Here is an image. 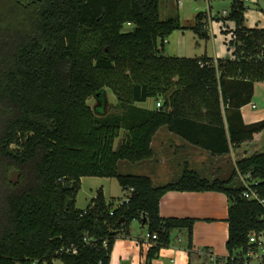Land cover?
Listing matches in <instances>:
<instances>
[{
	"label": "trees",
	"instance_id": "1",
	"mask_svg": "<svg viewBox=\"0 0 264 264\" xmlns=\"http://www.w3.org/2000/svg\"><path fill=\"white\" fill-rule=\"evenodd\" d=\"M162 1L0 0V45L9 51L0 98L17 108L0 128V264H111L115 238L130 235L135 220L158 236L144 264H154L174 230H187L192 249L195 220L160 215L169 191L225 193L229 257L217 262L251 264L248 254L259 247L250 238L264 234V205L243 196L245 185L232 188V180L211 181L186 168L177 181L154 187L148 176L119 172L120 161L153 156L151 142L163 126L213 155L264 130V120L245 124L240 112L254 84L264 82V28L244 25L243 0H230L233 57L217 60L165 54L166 40L186 28L178 17L161 18ZM204 19L200 13L192 29L208 39ZM106 90L120 112L106 114ZM93 97L102 104L97 111ZM155 97L164 98L158 110L131 107ZM229 106L236 120L230 139L223 115ZM124 107L132 111L131 125ZM125 127L127 137L115 149ZM237 166L258 181L252 187L264 200V153ZM83 177L117 179L130 201L116 207L123 197L107 202L99 191L78 209Z\"/></svg>",
	"mask_w": 264,
	"mask_h": 264
},
{
	"label": "crops",
	"instance_id": "2",
	"mask_svg": "<svg viewBox=\"0 0 264 264\" xmlns=\"http://www.w3.org/2000/svg\"><path fill=\"white\" fill-rule=\"evenodd\" d=\"M171 1L172 0L162 1L163 3H165L166 15L170 14V12H174L176 5L178 8L181 6L180 0H176L177 4H174ZM207 1L209 4H211V2H213L214 0ZM162 2L160 4V12L162 10ZM230 3L232 5V2ZM200 13H203L205 16L204 23L206 30V25L208 26L209 22L208 14L205 12ZM200 13L196 15V18ZM177 17L179 18V21H181L179 15H177ZM181 26L184 28H189L191 30H193L192 27H194V25L183 26L182 24ZM224 27H226L225 22L222 27L220 26V28L222 29V32L226 34V36L224 37V43L229 47L228 43L231 40L229 34L231 36L235 28L227 27V29L225 30L223 29ZM204 40H206V42H209L210 35L208 39ZM213 42V51L210 52L208 49V45L206 44L204 54L199 57L207 56L213 58L214 60L227 59L233 57V53L232 56H230L224 47L218 46L216 38ZM230 49L231 48H228V50ZM174 80L177 79L175 78ZM256 84L257 83L254 84V94L251 102L240 108V112L245 124H252L264 120V118L260 116H255L251 120L247 121V118L244 113L245 108L249 105L254 110L258 109V106L256 104H252L255 96ZM160 100L164 102L163 97L149 98L146 102L137 103L135 105H132L131 107L138 109L139 111H155L158 110L157 102ZM113 102L115 103V105L119 104L118 99ZM111 107L113 106L111 105ZM233 110L235 109L231 106H229L227 110L223 107L225 128L227 131L228 139H230L229 127L230 125L236 123L235 112ZM121 111H123V116L125 118L126 123L128 125H131L133 123L132 111H129L128 107H124ZM118 112H120V110ZM127 133L128 129L126 127L121 129L120 135L115 141V149H118L122 145V143L127 137ZM202 138L205 140L204 136H202ZM151 149L153 151V156L151 158L133 163L138 165L136 169L138 173H121L120 171L119 172L121 174L148 176L151 178L154 187H161L177 181L182 176L184 170L188 168L190 171H194L201 177L211 181L215 179L232 180L230 182V186L232 188H238L244 185V175L238 170L237 164L243 159L252 157L256 154L264 153V130L260 133L255 134L254 139L251 141L244 142L239 146H231V151L228 154L213 155L211 152L190 143L182 136L170 131L167 126H163L155 133L151 142ZM122 163L123 161H120L118 163L119 169ZM234 173H236V175L233 177ZM86 178L87 177H83L81 179L82 184L84 183V180ZM100 192L103 193L107 202L111 201L112 199L122 198L125 196V192L122 191V196H112V198L108 200L106 197L107 195L104 186L101 188ZM230 205L231 199L225 193L222 192H167L160 201V215L163 218L194 219L195 224L193 229V245L192 249H189L187 241L186 252L180 249H177V251L174 252V246H172L171 244V238V243L167 246H164L166 248L163 247L161 249L159 257L155 259L154 264H167V259L174 253H176L177 259L176 262L171 259L170 262L172 264H193V258H191L190 260L189 256H193L197 259H202L203 257L204 259L209 260L210 257L206 256L205 253H201V250L213 252V256L218 259H227L229 257V252L226 248V243L229 236V224L227 222V218ZM141 225L144 226V224ZM179 233L187 235V230H180ZM182 234H180V237L182 236ZM149 243L150 242H148V244ZM118 246V242H116L113 250L114 254L119 251ZM149 246L150 244L147 246L148 249ZM186 253H188L189 256H186ZM113 261L114 259L111 257V264H113ZM142 262L143 261L141 258L140 263Z\"/></svg>",
	"mask_w": 264,
	"mask_h": 264
},
{
	"label": "rangeland",
	"instance_id": "3",
	"mask_svg": "<svg viewBox=\"0 0 264 264\" xmlns=\"http://www.w3.org/2000/svg\"><path fill=\"white\" fill-rule=\"evenodd\" d=\"M181 6L178 8L176 5L175 11L170 12V14L166 15L165 3L162 2V10L161 16L162 19H166L167 17H177L179 15L181 21L180 23L183 26L186 25H196V15L200 12H205L208 14L209 22L208 26L206 25V30L210 35V41L206 42V40L201 39L195 31L186 28L184 30L175 31L171 37H169L165 43V54L169 56H177V57H189L195 58L204 54V49L206 44L208 45V49L210 52L213 51L214 40L217 39L218 46H222L227 50L230 56H232L233 49L228 50V47L224 43V37L226 34L222 32V27L224 22L226 23V27L223 29H227V27L235 28V21L229 18L231 13V1L230 0H214L211 4L208 3L207 0H180ZM174 4H177L176 0L171 1ZM211 5V6H209ZM245 22L244 25L248 28H264V0H249L245 4ZM211 7V8H210ZM224 11L227 12V15H224ZM33 20H30L32 24ZM232 38V35L230 36ZM169 42V43H168ZM8 49L3 45H0V53L3 54V59L8 56ZM0 61V76L4 75L6 70V59ZM256 91L252 104H256L258 109L254 110L249 105L245 108L244 113L247 118V121L251 120L255 116H260L264 118V82H257L255 85ZM105 105L104 110L106 113H115L119 111L116 107L117 104L113 101H116V96L110 91H105ZM152 100V99H151ZM89 104L91 107L97 111V108L102 104L95 97L89 100ZM111 105L113 107H111ZM17 113V108L11 104L8 100H2L0 98V128L5 120L13 117ZM98 116H102L97 112ZM1 130V129H0ZM136 164H133L129 161H123L120 165L119 171L121 173H138ZM11 180L14 182L17 179V174L11 175ZM104 186L106 190V197L108 200L112 198V196H122V187L114 178H99V177H87L84 180V183L81 185V190L78 193L76 199V207L78 209H86L89 205L92 204L93 198L96 197L101 191V188ZM9 189V190H8ZM13 189L7 188L8 191H12ZM6 192V193H7ZM3 203V200L0 201V205ZM1 213V210H0ZM180 230H174L172 233V246H174V252L177 249H180L184 252L187 250V241L188 236L179 233ZM150 233L146 226H142L140 221L135 220L130 225V235H120L115 238L113 244V250L115 247V243L118 242L119 251L114 254L113 250L111 253V257L114 259L113 264H144L146 260V255L148 251V242L141 241L147 239V234ZM180 234L182 236L180 237ZM163 248V247H162ZM166 248V247H164ZM173 248V247H172ZM186 256H189L186 253ZM142 258V263H140V259ZM193 258V264H216V262H211L209 259H197L193 256H189L191 260ZM173 259L176 262V253L170 256L167 259V264H172L170 261ZM55 264H59L58 261ZM251 264H264V255H262V251L260 250L258 257H254L251 259Z\"/></svg>",
	"mask_w": 264,
	"mask_h": 264
},
{
	"label": "built area",
	"instance_id": "4",
	"mask_svg": "<svg viewBox=\"0 0 264 264\" xmlns=\"http://www.w3.org/2000/svg\"><path fill=\"white\" fill-rule=\"evenodd\" d=\"M243 2L246 3V2H249V0H243ZM226 14H227V12L224 11V15H226ZM162 105H163V102L161 100L157 102V107L158 108H160ZM243 179H244V185L246 187V190L244 191L243 196L245 198H247V199L257 200L258 202H260L261 204L264 205V200L260 198L257 190L252 187L254 184H257L258 181L252 179L251 173H248V174L244 175ZM129 201H130V196L126 195V193H125V196L122 198V200L117 201L115 205H116V207L122 206L125 202H129ZM111 215H113V212H111ZM146 238L147 239H145L143 241L155 242L156 240H158L157 234H153L152 235V234L148 233ZM250 243L257 244L259 249L256 250V251L255 250H251L249 252V254H248L249 258L252 259L254 257H258L260 250L262 251V255H264V235L263 234L260 235V236H256V235L253 234L251 236V238H250ZM67 252H69V250H67ZM71 252L73 254H76L77 253V249L72 247ZM201 253H205L206 256H209L211 262H216V264L219 263V262H217L218 261L217 258L213 256V254H212L213 252H211V251H202L201 250ZM34 264H36V263H34Z\"/></svg>",
	"mask_w": 264,
	"mask_h": 264
},
{
	"label": "water",
	"instance_id": "5",
	"mask_svg": "<svg viewBox=\"0 0 264 264\" xmlns=\"http://www.w3.org/2000/svg\"><path fill=\"white\" fill-rule=\"evenodd\" d=\"M144 221H146V217H144ZM124 222H125V219L120 220V223H124Z\"/></svg>",
	"mask_w": 264,
	"mask_h": 264
}]
</instances>
